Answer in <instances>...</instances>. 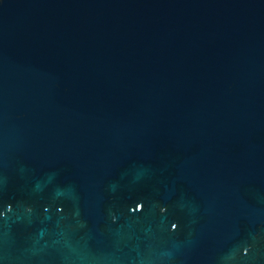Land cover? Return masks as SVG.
<instances>
[{"label": "water", "instance_id": "95a60500", "mask_svg": "<svg viewBox=\"0 0 264 264\" xmlns=\"http://www.w3.org/2000/svg\"><path fill=\"white\" fill-rule=\"evenodd\" d=\"M0 264H264V0H0Z\"/></svg>", "mask_w": 264, "mask_h": 264}]
</instances>
